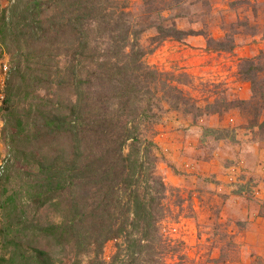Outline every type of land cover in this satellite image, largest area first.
I'll list each match as a JSON object with an SVG mask.
<instances>
[{
    "label": "rangeland",
    "instance_id": "obj_1",
    "mask_svg": "<svg viewBox=\"0 0 264 264\" xmlns=\"http://www.w3.org/2000/svg\"><path fill=\"white\" fill-rule=\"evenodd\" d=\"M143 2L128 0L127 9L141 12ZM15 4L0 0V23ZM155 5L179 29L195 32L158 43L152 40L154 29L140 37L144 47L153 49L142 60L157 67L162 73L158 79L171 85L168 95L157 91L162 110L143 131L155 143L157 173L166 186L159 223L163 243L155 246V264L258 263L264 257L262 244L255 255L248 241L259 222L250 228L238 223L244 221L245 207L252 216L264 205V0H155ZM4 34L0 32V160H8L0 174V259L8 261L15 239L31 260L34 247L47 252L53 264H68L70 248L62 250L32 235L36 226L58 223L60 217L31 198L26 187L38 176L39 162L59 155L61 147L68 150L66 138L34 140L32 135L43 128L42 113L65 114L73 95L57 83L54 62L43 72L42 58L33 55L27 65L23 56L30 46L13 47L8 37L2 40ZM250 64L260 70L246 74ZM221 128L231 139L224 133L221 139L213 136ZM232 182L251 184L252 195L233 194ZM212 233L224 253L213 247ZM114 255L128 259L120 239L107 241L100 256L109 262Z\"/></svg>",
    "mask_w": 264,
    "mask_h": 264
},
{
    "label": "trees",
    "instance_id": "obj_2",
    "mask_svg": "<svg viewBox=\"0 0 264 264\" xmlns=\"http://www.w3.org/2000/svg\"><path fill=\"white\" fill-rule=\"evenodd\" d=\"M144 1L143 10L134 13L127 9L128 0H26L22 6L16 0L1 19L0 32L7 33L2 40L8 37L6 42L18 49L30 46L23 59L29 65L33 55L42 58L46 70L40 71L54 62L57 83L73 95L65 114L42 113L43 128L32 135L34 140L66 138L68 150L61 147L59 155L39 162L38 176L26 187L31 198L60 217L58 223L36 226L32 235L62 250L70 248L68 264H82L83 257L85 264H155V246L163 243L159 223L166 186L157 173L155 143L143 131L162 110L157 91L168 95L171 85L158 79L162 73L157 67L142 60L153 49L144 47L140 37L149 29L156 32L154 42L195 32L163 17L155 0ZM259 70L250 64L246 74ZM249 80L255 86L252 76ZM171 107L178 110V105ZM222 133L231 139L225 128L212 131L216 139ZM229 184L237 196L252 195L251 184ZM261 206L257 212L264 217ZM117 239L128 259L114 255L107 262L100 256L103 246ZM211 239L217 252L224 253L215 233ZM13 240L11 257L1 258L0 264H53L47 252L34 247L31 260Z\"/></svg>",
    "mask_w": 264,
    "mask_h": 264
},
{
    "label": "crops",
    "instance_id": "obj_3",
    "mask_svg": "<svg viewBox=\"0 0 264 264\" xmlns=\"http://www.w3.org/2000/svg\"><path fill=\"white\" fill-rule=\"evenodd\" d=\"M175 136L176 135L174 134V137ZM172 139L173 138L171 137V140ZM177 141H180V140H177ZM240 199H243V198H240ZM238 208H239V206H238ZM241 208H242V206H241ZM246 208L247 207L244 208L245 209V211H244L245 217L243 219H241V220H244L242 223L246 222L244 224L246 225V227H249L250 228L252 226H256L255 223H258L259 222L257 224L258 228L257 227L254 228L256 231L250 233V240L248 241L249 243H252V245H254V248H255V251L254 250H249V251H251V253H253V254H255V252H257L256 254H258V253H261V251H262L261 249L258 250V248H259V246L261 244H262V248L264 250V226H263V224H264V217L261 216V214H259L258 212H256V213L255 212H252L251 213L252 216H251L246 211ZM252 251H254V252H252ZM252 257H255V256H252ZM251 260H252V258H251ZM250 263H248V264H250ZM220 264H242V263H240V262H232V263L225 262V263H220Z\"/></svg>",
    "mask_w": 264,
    "mask_h": 264
},
{
    "label": "built area",
    "instance_id": "obj_4",
    "mask_svg": "<svg viewBox=\"0 0 264 264\" xmlns=\"http://www.w3.org/2000/svg\"><path fill=\"white\" fill-rule=\"evenodd\" d=\"M6 69V66H4V70ZM8 157H6L5 159L0 160V174L3 173V171L6 168V163H7V159ZM264 168V165H263Z\"/></svg>",
    "mask_w": 264,
    "mask_h": 264
}]
</instances>
